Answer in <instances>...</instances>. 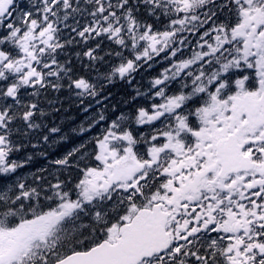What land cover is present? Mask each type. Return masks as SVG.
I'll list each match as a JSON object with an SVG mask.
<instances>
[{
    "label": "snow or ice",
    "instance_id": "snow-or-ice-1",
    "mask_svg": "<svg viewBox=\"0 0 264 264\" xmlns=\"http://www.w3.org/2000/svg\"><path fill=\"white\" fill-rule=\"evenodd\" d=\"M0 264H264V0H0Z\"/></svg>",
    "mask_w": 264,
    "mask_h": 264
}]
</instances>
